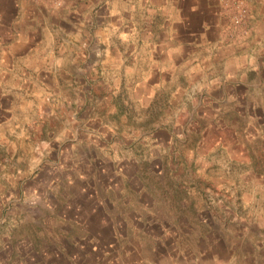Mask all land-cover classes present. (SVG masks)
Segmentation results:
<instances>
[{
    "label": "rangeland",
    "instance_id": "1",
    "mask_svg": "<svg viewBox=\"0 0 264 264\" xmlns=\"http://www.w3.org/2000/svg\"><path fill=\"white\" fill-rule=\"evenodd\" d=\"M221 1L95 0L2 85L0 264H264V0Z\"/></svg>",
    "mask_w": 264,
    "mask_h": 264
},
{
    "label": "crops",
    "instance_id": "2",
    "mask_svg": "<svg viewBox=\"0 0 264 264\" xmlns=\"http://www.w3.org/2000/svg\"><path fill=\"white\" fill-rule=\"evenodd\" d=\"M138 1L136 10L140 8L146 10L151 22L159 15L168 24L176 22L181 24L185 21L187 13L183 0H180L179 4L175 1L177 5L174 3V6L171 0ZM205 1L210 9L224 8L223 1ZM94 2L95 0H60L58 3H53L52 0H0V92L2 85H11L9 81L14 71H21V80H23V72L31 69L43 70L46 65H51L53 59L48 60L45 57L47 54L53 55L57 52L62 56L67 50L65 54L75 55L73 46L77 44L74 42L73 28L76 27L74 13L81 10L85 13L84 8H92ZM174 10H176L174 13L176 20L172 18ZM44 21L53 26L47 33L49 36L52 35L53 43L56 37L64 41V34L71 31L68 42L62 44L58 42L52 46L51 38L47 41L45 36H49L43 33ZM65 62L68 63L69 59L56 58V63ZM37 76L42 79L39 74Z\"/></svg>",
    "mask_w": 264,
    "mask_h": 264
},
{
    "label": "built area",
    "instance_id": "3",
    "mask_svg": "<svg viewBox=\"0 0 264 264\" xmlns=\"http://www.w3.org/2000/svg\"><path fill=\"white\" fill-rule=\"evenodd\" d=\"M53 3H58L60 0H52ZM235 6V5H234ZM234 9V22L242 24L248 17V8L243 3H238Z\"/></svg>",
    "mask_w": 264,
    "mask_h": 264
}]
</instances>
